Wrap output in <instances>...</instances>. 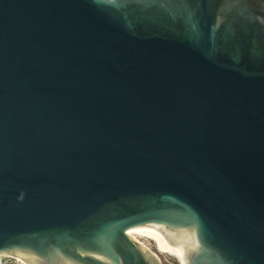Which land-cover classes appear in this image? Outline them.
I'll return each mask as SVG.
<instances>
[{"label":"water","instance_id":"obj_1","mask_svg":"<svg viewBox=\"0 0 264 264\" xmlns=\"http://www.w3.org/2000/svg\"><path fill=\"white\" fill-rule=\"evenodd\" d=\"M264 264V2L0 0V254Z\"/></svg>","mask_w":264,"mask_h":264},{"label":"rangeland","instance_id":"obj_2","mask_svg":"<svg viewBox=\"0 0 264 264\" xmlns=\"http://www.w3.org/2000/svg\"><path fill=\"white\" fill-rule=\"evenodd\" d=\"M138 238L140 239V242L143 245H145L146 247H148L150 250H152L154 253L157 254V259L161 264H180L174 256L165 254L161 251L159 252V250L155 246V243L152 240L142 237H138Z\"/></svg>","mask_w":264,"mask_h":264},{"label":"bare ground","instance_id":"obj_3","mask_svg":"<svg viewBox=\"0 0 264 264\" xmlns=\"http://www.w3.org/2000/svg\"><path fill=\"white\" fill-rule=\"evenodd\" d=\"M126 233H127L128 235H130L132 238H134L135 240H137L138 242H140V239H139L138 237H142V238H146V239H150V240H152V241L155 243V246L157 247V249L159 250V252L161 251V252H163V253H165V254H169V255L174 256V257L178 260V262L181 264V262H180L178 256L175 255V254L168 253V252L164 251V250L162 249L160 243L158 242L157 238H155L154 236L147 235V234H142V233L137 232V231H126ZM140 244H141L143 247H145L146 249L149 250V248L146 247L145 245H143L141 242H140ZM155 254H156V253H155ZM156 255H157V254H156ZM0 256H2V255L0 254ZM5 256H11V255H5ZM16 258H17V257H16ZM17 259L20 260V261H22V260L19 259V258H17ZM22 262H23L24 264H27V263H25L24 261H22Z\"/></svg>","mask_w":264,"mask_h":264},{"label":"built area","instance_id":"obj_4","mask_svg":"<svg viewBox=\"0 0 264 264\" xmlns=\"http://www.w3.org/2000/svg\"><path fill=\"white\" fill-rule=\"evenodd\" d=\"M0 264H24L14 256H0Z\"/></svg>","mask_w":264,"mask_h":264},{"label":"trees","instance_id":"obj_5","mask_svg":"<svg viewBox=\"0 0 264 264\" xmlns=\"http://www.w3.org/2000/svg\"><path fill=\"white\" fill-rule=\"evenodd\" d=\"M261 2H264V0H261Z\"/></svg>","mask_w":264,"mask_h":264}]
</instances>
